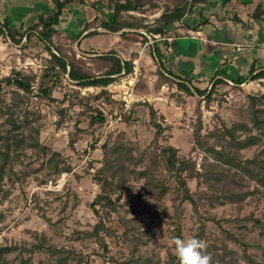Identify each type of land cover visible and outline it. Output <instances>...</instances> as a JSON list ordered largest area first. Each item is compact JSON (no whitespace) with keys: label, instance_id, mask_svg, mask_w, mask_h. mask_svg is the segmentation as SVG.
I'll return each mask as SVG.
<instances>
[{"label":"rangeland","instance_id":"obj_1","mask_svg":"<svg viewBox=\"0 0 264 264\" xmlns=\"http://www.w3.org/2000/svg\"><path fill=\"white\" fill-rule=\"evenodd\" d=\"M116 1L75 0L69 4L57 27L55 47L75 51L77 58L85 59L86 67L97 73L103 71V65L94 60L97 54L90 53L122 52L133 63L130 74L138 75L135 94L143 93L146 100L134 103L130 111L124 110L119 99L126 90L123 81L130 74H122L107 88L110 103L94 98L101 88H80L63 79L53 92L55 100L33 97L30 103L15 108V119L24 125L19 132L25 144L15 156L11 153L0 180V248L14 247L0 264H179L173 241L192 237L206 242L207 253L222 258V264H264V231L255 223L256 219L264 223V128L254 125L250 100L264 95V82L221 85L209 102L188 96L159 77L160 66L150 43L153 36L146 28L153 27L176 0H152L138 10L123 12L122 19L138 28L104 33L98 26L112 16ZM88 24L102 35L88 38ZM84 38L90 39H86L88 45L85 41L78 45L77 41ZM0 43L10 46L0 48V79L13 69L40 76L50 59L44 44L34 37L24 49H14L8 38H0ZM41 84L52 85L50 79L44 83L37 79L36 88ZM163 87L167 106L172 101L180 107L167 120L160 114L161 108L148 100ZM2 97L6 104L12 103L5 85ZM262 104L257 107L264 109ZM4 105L0 101V109ZM150 106L155 122L164 128L158 136ZM59 109L65 111L63 118ZM98 111L104 113L106 121L91 126L90 116ZM259 116L264 120L262 114ZM199 122L202 145L194 139ZM238 125L243 127L235 131L236 138L244 141L255 137L254 145L235 148L222 135L225 128ZM9 128L7 115L0 111V135ZM30 143L36 146H28ZM166 145L175 147L180 157L196 162L200 177L187 179V186L201 199L198 213L190 202L181 200L173 173L158 164L156 175L168 193L158 200L143 179L130 177L117 211L106 217V230L97 236L94 227L99 219L92 203L101 188L95 174L105 155H111L108 149L120 147L127 157L126 166L139 171ZM51 152H57L60 159L51 160ZM219 152L237 154L243 163L257 161L248 166L258 176L252 178L251 173L233 167Z\"/></svg>","mask_w":264,"mask_h":264},{"label":"trees","instance_id":"obj_2","mask_svg":"<svg viewBox=\"0 0 264 264\" xmlns=\"http://www.w3.org/2000/svg\"><path fill=\"white\" fill-rule=\"evenodd\" d=\"M75 0H52L53 9L52 13L45 16L40 15L38 21L31 25L26 31L20 33L18 30H14L10 27L8 22L0 23V35L4 38H8L15 46H21V49L27 47V42L31 41L34 37L38 41L44 44L45 50L48 52L50 59L47 60V64L42 74L38 76L36 73L27 72L24 70L13 69L11 73L0 79V101L4 103V107L0 109L3 115H7V121L10 124V128L7 129L3 134L0 135V143L2 144L1 162H0V180L3 179L5 166L10 162L11 153L13 156L16 152L22 148L25 144L24 136L19 132L24 125L17 122L15 119V108L21 104L30 103L33 97L41 99L55 100L53 97L54 90L63 84V79L70 82L72 85L80 88L96 87L101 88V91L94 95L96 100L102 99L106 103L111 102V93L108 91V87L113 84L118 76L122 74L128 75L133 70V63L131 61L124 60L116 50H110L103 54H97V62L103 65V71L94 72L86 67L85 59L77 58L75 51L72 53L64 51L62 48L55 47V37L58 35L57 27L60 24V19L64 13L66 7L74 2ZM152 0H117L113 7L112 16L108 20H104L98 28L109 31L111 34H116L124 29H137V25L122 19L121 15L123 12H129L142 8L147 3H151ZM209 0H176L172 7H168L161 17L156 21L153 27H146L147 31L154 36L159 35L160 37L166 34L167 29L173 24L180 22L186 15L190 14L197 5H205ZM223 4L230 2L231 0H221ZM261 8V6H259ZM259 7L255 12V17L258 16ZM88 31L91 26L88 24L86 27ZM98 28L91 31L87 36H94L99 34ZM82 34L79 35V37ZM125 36V33L122 34ZM78 37V38H79ZM26 39L25 43H23ZM168 46L167 42L155 43L152 48V53L158 60L160 66L159 77L166 80V82L174 83L177 88L186 93L188 96H195L203 98L206 102L211 101L212 95L215 90L221 85H227L228 81L225 79L213 78L210 83V90L199 89L194 86L191 80L184 79L178 75H174L166 69L164 64V52L162 48ZM258 69L253 66L250 69L249 75L245 78H239L234 81V85L241 86L244 83L257 81L264 78V69H261L256 73ZM37 79H41V82H47L51 80L52 85L47 86L41 84L36 88L35 84ZM4 85L10 89L11 104H6L2 97L4 92ZM71 95L67 94L66 97ZM89 97H81L83 100H88ZM92 98V97H91ZM80 99V98H79ZM252 108H254V125L259 128H264V120L261 119L259 114L264 116V109L257 107L258 104L263 105L264 95L261 97H250ZM150 108V114L152 122L157 128V136L164 132V128L156 121V114L152 106ZM59 115L61 118L65 115L64 109H59ZM106 121V116L101 111L97 114L90 116V125L95 126L97 124H103ZM61 123V121H60ZM59 124V123H58ZM243 126H234L233 128H225L222 134L225 138L228 137L231 141L232 146L239 149H245L251 145H254L257 138L249 137L244 141H240L236 138L235 131ZM80 131V129H78ZM202 123L199 122L198 127L194 130L195 143L202 145L201 140ZM82 132V131H80ZM74 144V141H71ZM28 146L35 147L36 144L30 143ZM108 151L111 153L105 155L102 159V166L96 171L95 180L100 185L101 193L97 195L92 203L94 213L99 219L97 225L94 227L95 234L98 236V232L106 230L104 220L111 212H116L118 209V203L121 200L122 194L125 192L128 184V179L134 177L136 179H143L144 185L149 192L153 193L158 200H161L167 193L168 187L166 184L157 177L156 168L158 164H161L163 168L173 173L178 183V193L183 201L190 202L196 212L198 213L199 200L191 193L187 186V179L198 178L200 173L196 168V162L192 159L182 158L178 154V150L171 146L166 145L161 147L159 154H155L150 160V164L143 167L141 170L132 169L126 166V156L122 153L120 147L112 146ZM220 157H225L226 162L235 168L245 170L247 173H251L252 178L258 176L255 169H249V164H257L254 160L242 162L237 154L229 156L224 152H219ZM57 152H51V160H56L58 157ZM131 159V156H128ZM60 159V157H58ZM57 169V167H55ZM248 168V169H247ZM250 170V171H249ZM61 172V169L57 171ZM211 173L208 174L210 176ZM211 201V196L208 197ZM229 199V197H228ZM232 200V199H230ZM98 207V208H97ZM257 226L264 231V223L259 219L255 220ZM201 226H204L202 223ZM103 247L107 251V245L103 242ZM14 250V247H2L0 248V259L6 254ZM213 264H222V258H213Z\"/></svg>","mask_w":264,"mask_h":264},{"label":"crops","instance_id":"obj_3","mask_svg":"<svg viewBox=\"0 0 264 264\" xmlns=\"http://www.w3.org/2000/svg\"><path fill=\"white\" fill-rule=\"evenodd\" d=\"M258 7V16L255 17ZM52 9V0H0V23L8 22L12 29L23 33L38 21L40 15L51 14ZM94 30L86 31L85 35ZM101 35L100 32L88 38L96 39ZM157 36L150 39L152 48L161 41L168 43L166 48H162L166 69L191 80L197 88L206 89L213 78L237 81L247 77L253 66L258 69L256 73L264 69V0H231L226 4L221 0H209L193 14L170 26L165 35ZM88 38L80 41L81 46L84 41L88 45ZM11 46L20 49L14 44ZM8 47L0 43V48ZM118 53L124 60H130L122 52ZM257 81L264 82V78ZM251 83L253 81L242 85ZM136 98L143 100L145 97L142 93L136 94ZM148 100L155 108H161L160 114L166 120L180 110L172 101L171 106H167L164 87Z\"/></svg>","mask_w":264,"mask_h":264},{"label":"clouds","instance_id":"obj_4","mask_svg":"<svg viewBox=\"0 0 264 264\" xmlns=\"http://www.w3.org/2000/svg\"><path fill=\"white\" fill-rule=\"evenodd\" d=\"M175 255L179 264H213L211 254L207 253V244L195 237L175 238L173 241Z\"/></svg>","mask_w":264,"mask_h":264},{"label":"built area","instance_id":"obj_5","mask_svg":"<svg viewBox=\"0 0 264 264\" xmlns=\"http://www.w3.org/2000/svg\"><path fill=\"white\" fill-rule=\"evenodd\" d=\"M155 38H157L158 36H154ZM137 73H135L134 75L130 74L128 76V80L123 81L126 90L123 92V95H121L120 97V101L122 102V106L124 108L125 111H130L131 108L133 107L134 103L136 102H141L142 99H137L136 98V94L134 91L135 88V84L137 82ZM228 83L233 84L232 81H228ZM209 87H211L209 85ZM114 98H116L115 96H113Z\"/></svg>","mask_w":264,"mask_h":264},{"label":"water","instance_id":"obj_6","mask_svg":"<svg viewBox=\"0 0 264 264\" xmlns=\"http://www.w3.org/2000/svg\"><path fill=\"white\" fill-rule=\"evenodd\" d=\"M102 31H103L104 33H110L109 31L104 30V29H102ZM120 33H121V32H120ZM80 40H81V39H79V40L77 41V44H78V45L80 44ZM77 50H78V52L82 53V52L80 51V49H77Z\"/></svg>","mask_w":264,"mask_h":264}]
</instances>
